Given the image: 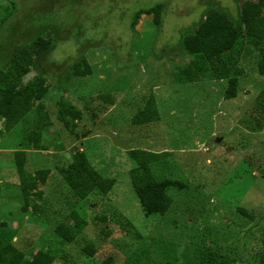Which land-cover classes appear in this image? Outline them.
<instances>
[{"label":"rangeland","instance_id":"1","mask_svg":"<svg viewBox=\"0 0 264 264\" xmlns=\"http://www.w3.org/2000/svg\"><path fill=\"white\" fill-rule=\"evenodd\" d=\"M156 3L162 4L159 25L142 14L130 26L135 11ZM215 4L236 15L233 0H0V58L43 30L44 39L56 40L37 62L46 73L45 96L16 125L0 119V223L12 230L11 242L26 259L44 250L51 264H260L264 75L256 72L258 52L244 48L228 74L237 79L236 96L225 99L226 79H214L209 65L178 45ZM85 63L90 74L78 76L77 66ZM62 73L72 81L65 92L55 85ZM36 78L29 67L17 87ZM150 96L158 120L133 125ZM69 106L80 118L66 114L64 124L58 114ZM42 116L35 149L23 138ZM131 149L167 152L153 164L154 176L182 183L167 189L172 203L162 215L144 213L134 195ZM76 150L113 179L105 195L80 199L65 183L62 170ZM15 151L24 152V169L35 177L26 211ZM72 211L85 226L61 244L54 228L71 223Z\"/></svg>","mask_w":264,"mask_h":264},{"label":"trees","instance_id":"2","mask_svg":"<svg viewBox=\"0 0 264 264\" xmlns=\"http://www.w3.org/2000/svg\"><path fill=\"white\" fill-rule=\"evenodd\" d=\"M237 4V0H233ZM161 3L148 8H141L134 12L130 26L135 25L139 15L152 14V21L159 25L161 19ZM264 0H244L239 6L235 16H231L218 4L213 7L206 6L201 12L198 21L189 29L185 30L187 35L178 43L184 54L193 56L201 64L209 65L214 79H226L224 98L231 99L236 96L237 79L228 76L230 68L237 63L238 57L245 47L255 48L258 58L255 63L256 72L264 75V16L262 9ZM52 26L46 25L45 27ZM45 30L32 35L26 43L14 48L9 55L0 58V119L6 127L16 125L25 118L31 110L33 101L41 100L48 90L45 80V72L40 70L37 62L40 58L47 56L55 46V38L44 39ZM218 65V68L216 67ZM33 68L38 78L21 88L17 87L20 78L28 73V68ZM196 67V66H195ZM199 72H204L201 67ZM77 75L90 74V68L85 63L84 68L77 66ZM58 83L60 90L65 92L72 84L71 75L62 73ZM108 99L109 94H105ZM68 114L72 119L80 118L79 112L69 106L58 114V118L66 124L65 116ZM45 118L42 116L34 124L36 127L27 132L24 142L38 148L39 124ZM158 120V112L154 99L150 96L131 120L133 125H141ZM135 167L128 172L131 188L142 209L146 214L162 215L171 205L172 198L167 194V189H181L182 183L176 180L157 179L154 176L153 164L164 160L167 152L154 153L140 149H131L128 152ZM15 171L18 177V187L22 201L21 210L26 211L29 204L28 184L34 181L24 169L25 154L23 151L13 153ZM63 179L67 186L80 198H85L91 192L105 195L113 186V179L103 178L90 166L85 154L76 150L72 154L71 162L62 170ZM40 192L33 194L39 198ZM244 215V210L238 209ZM71 223L60 222L54 228V233L59 237L61 244L71 242L83 229L85 222L79 215L72 211L70 213ZM14 237L12 230L6 224L0 223V264H51L52 255L48 251L39 250L32 254L29 259L17 249L11 242ZM264 264V253L259 259Z\"/></svg>","mask_w":264,"mask_h":264}]
</instances>
